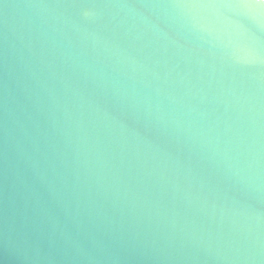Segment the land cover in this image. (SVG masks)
I'll use <instances>...</instances> for the list:
<instances>
[{
  "label": "water",
  "instance_id": "obj_1",
  "mask_svg": "<svg viewBox=\"0 0 264 264\" xmlns=\"http://www.w3.org/2000/svg\"><path fill=\"white\" fill-rule=\"evenodd\" d=\"M0 264H264V0H0Z\"/></svg>",
  "mask_w": 264,
  "mask_h": 264
}]
</instances>
